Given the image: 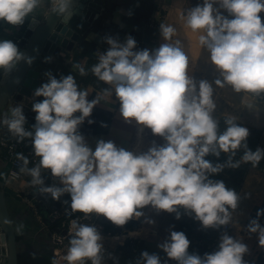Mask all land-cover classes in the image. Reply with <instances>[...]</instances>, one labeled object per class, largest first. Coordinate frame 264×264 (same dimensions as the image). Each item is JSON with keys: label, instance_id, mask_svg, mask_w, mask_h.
<instances>
[{"label": "clouds", "instance_id": "clouds-1", "mask_svg": "<svg viewBox=\"0 0 264 264\" xmlns=\"http://www.w3.org/2000/svg\"><path fill=\"white\" fill-rule=\"evenodd\" d=\"M40 3L41 0H0V21L23 25ZM49 11L67 22L74 15L73 0H50ZM261 13L264 0H203L187 11V27L203 33L199 43L209 51L211 63L221 77L214 81L215 85L227 84L237 92L264 93ZM159 31L164 43L151 51L136 50L131 36L124 42L105 38L109 47L106 52L96 53L97 63L91 72L109 87L94 99H88L89 93L79 87L73 75L57 78L49 71L44 74L46 82L33 93L34 98L43 99H34L32 104L36 114L32 130L25 128L22 104L13 107L0 124L18 142L31 140L39 163L29 168L28 158L17 154L23 162L20 171L31 177V185L54 200L67 194L72 213L83 214L84 220L103 217L122 227L144 216L141 210L150 206L158 212L174 213L177 220L183 210L204 229H220L230 223L241 196L222 180L210 177L225 167L238 168L240 161H233L237 150L243 148L242 160L255 165L264 159V149L251 150L248 128L233 120H226L225 130H219V121L212 115L216 107L213 85L207 80L197 84L188 75L189 59L182 42L173 41L174 26L162 23ZM50 60L45 58V62ZM22 61L31 65L33 59L12 40H0V70L10 73ZM76 67L80 75L86 74L84 68ZM113 94L125 122L134 121L150 129L165 143L137 155L101 139L93 150L79 128L86 120L94 123L89 119L93 109L103 97ZM221 153L230 154L224 163L213 164L206 159L210 155L219 158ZM42 169L50 171L59 186L46 185ZM262 216L264 209L249 221L247 231L256 234L259 246L264 248V226L259 223ZM143 222L155 224L149 218ZM22 228L21 224L17 231ZM72 228L63 257L67 264H103V237L98 228L79 219L72 221ZM158 247L175 264H246L244 257L249 251L245 243L227 232L221 234L218 249L203 256L190 254L185 233L174 230ZM138 264L162 261L158 254L145 251Z\"/></svg>", "mask_w": 264, "mask_h": 264}, {"label": "crops", "instance_id": "crops-1", "mask_svg": "<svg viewBox=\"0 0 264 264\" xmlns=\"http://www.w3.org/2000/svg\"><path fill=\"white\" fill-rule=\"evenodd\" d=\"M48 2L50 0H41L40 5L26 18L23 25L12 26L0 21V40H12L16 43L31 18L42 20L47 15L50 8ZM202 3L203 0H84L80 6L74 8V15L68 20L69 27L78 35L72 48L70 50H50L48 46L52 41H49L45 50L37 57L33 65V68L39 72L37 88L46 82L44 75L46 72H52L57 78L71 74L81 89L95 90L94 99L105 89L97 88L100 80L91 72L92 66L97 63L96 53L106 52L109 47L105 43V38L113 37L124 42L126 37L131 36L136 41V50L151 51L164 43L159 25L169 24L176 29L173 41L180 40L188 56L189 76L191 75L197 84L200 80H207L213 85L215 91L227 97L224 111L214 119L218 120L226 116L241 122L248 130L258 128L264 118L263 112L253 104L248 92H237L227 84L223 87L214 84V81L221 77L211 63L209 51L199 43V36L203 33L193 32L186 25L184 17L187 11ZM223 14L227 16L226 12ZM84 42L91 43L95 47L85 50L81 46ZM47 57L51 58L50 62H45ZM76 65L84 68L86 74L80 75ZM7 75L8 73L0 70V84ZM34 99L42 100L43 98H32L15 92L3 108L0 119L10 116L11 109L16 105L22 104L23 114L31 112ZM100 105L111 112V115H102L99 120L95 119L96 115H92L90 119L98 123L96 132L82 135L93 150H95L97 141L101 139L112 141L118 148H124L130 152L136 149L137 155L147 152L153 145L162 146L165 143L158 136L145 139L144 137L151 133V130L147 128H143L141 134L137 136L134 121L129 123L134 125L133 132L113 126V118L125 122L120 115V104L114 94L110 97H103ZM102 124L106 126L102 127ZM89 126L91 128L93 123ZM87 133H90V130ZM261 164L260 162L258 166L253 164L250 166L238 193L241 200L238 208L232 212L230 221L232 231L229 235L241 240L249 249L244 257L246 264H255L259 255L264 252V248L259 246L257 235L247 231L248 221L254 216L256 208L264 206V176L259 168ZM9 170L10 165L3 161L0 150V187L5 195L7 211L16 237L17 264H59L56 258L62 249L56 247L54 237L55 235L66 236L65 250L60 253L64 257L74 232L72 226L68 222L58 226H52L53 223L50 222L47 226L40 209L42 205L47 208L46 195L41 194L35 186L31 185V180L27 177L12 179L9 176ZM50 184L59 186V180L56 178L50 181ZM246 195L247 198H245ZM36 196L38 200L34 198ZM152 220L155 221L154 225H148L142 220L137 228L130 230L122 227L121 232L113 236L100 232L103 237L104 257L119 258L120 252L117 248L132 240L136 242L141 253L147 251L149 254H158L163 261L166 254L160 250L158 245L169 236V233L165 230V225L157 219ZM21 224L23 228L17 231ZM97 228L99 230L98 222ZM173 230L179 232L178 224ZM216 235V229L197 227L193 234L186 236L190 241L188 252L197 254L196 251L210 243ZM62 264H67V261ZM86 264H90V261ZM103 264L111 263L104 260Z\"/></svg>", "mask_w": 264, "mask_h": 264}, {"label": "water", "instance_id": "water-1", "mask_svg": "<svg viewBox=\"0 0 264 264\" xmlns=\"http://www.w3.org/2000/svg\"><path fill=\"white\" fill-rule=\"evenodd\" d=\"M84 0H73V7L80 6ZM35 20V23H33ZM64 28V29H63ZM69 30V31H68ZM68 32V33H67ZM61 36L69 35L70 44L63 46V49L70 50L73 42L78 39L68 25V21L56 15H47L39 20L31 18L25 31L22 33L16 44L22 53L33 59L31 65L21 62L13 69L0 84V114L15 92L34 97L33 93L38 86L39 72L33 68L37 57L45 50L49 40L54 34ZM52 41H54L52 39ZM7 221V223H6ZM0 264H17L16 237L7 211L5 195L0 187Z\"/></svg>", "mask_w": 264, "mask_h": 264}, {"label": "trees", "instance_id": "trees-1", "mask_svg": "<svg viewBox=\"0 0 264 264\" xmlns=\"http://www.w3.org/2000/svg\"><path fill=\"white\" fill-rule=\"evenodd\" d=\"M81 46L85 50L88 48H94L95 47L93 44L88 43V42H84ZM106 87L107 86L104 85L100 81L97 84V88H106ZM86 91L89 93L88 99L92 100L94 95H95V90L86 89ZM75 115H79V113H77ZM92 115H96L95 119L99 120V118L102 115H111V112H109L104 106H101L100 104H98L93 109ZM92 115H91V117H93ZM91 117H89V119ZM226 120H233L234 123L244 126L239 121H236V120L229 118V117H226V116H222L218 119L219 130L221 132L224 131L226 128V124H225ZM97 124H98L97 121H95L93 123V126L90 128L89 123L86 120L85 124L80 126L79 132L81 133V135L95 134ZM113 126L120 128V129L127 130L129 132H133V127H134L133 124L125 123L124 121H121V120L116 119V118H113ZM89 130H90V133H87ZM258 135H259V129H257V128L249 129V136L247 139V144H248V147L253 151H254L256 143L259 141ZM243 154H244V149L241 148V149L236 151V154L233 157L234 162L240 161V166L238 168L225 167L223 169V171H221L219 174L212 175L210 178L213 180H222L225 183L226 187L231 188V189H235V191L237 193H239V191L242 188V183H243L245 177L247 176L249 168L253 164L251 162H244L242 160ZM229 155L230 154L221 153L219 158H216L215 156L210 155V156L206 157V159L211 161L213 164L224 163L228 159ZM44 180H45V184L50 182V179L47 177H44ZM62 198L70 201V197L67 194L62 196ZM52 202H53V200L48 197V199L46 200V205H51ZM260 209H264V206L256 208V212L253 216V219H256L257 211ZM75 214L76 215H83L81 213H75ZM261 218H264V216L260 217L259 219H261ZM63 222L67 223L68 217L63 218V219H57L56 221L53 222L52 226L61 225ZM98 223H99V231L100 232H102L105 235L113 236L117 233H120L122 230V227L130 229V230L137 228L142 223V219L140 217L137 220H134V219L130 220L126 225H124L122 227L113 225L111 222L107 221L103 217H99ZM200 226H201L200 222L196 221L194 216L187 215L183 212V210H181V219H179V221H178V231L179 232H183V233H185L186 236H190L191 234L194 233L196 228L200 227ZM134 246H136V242L129 240L124 244V246L117 248V250L120 252L119 258L104 257V260L111 263V264H132L133 262H134V264H138L140 257H141V252L134 249ZM200 251H201V248L198 251H196L197 254H199ZM255 264H264V252L259 255Z\"/></svg>", "mask_w": 264, "mask_h": 264}, {"label": "built area", "instance_id": "built-area-1", "mask_svg": "<svg viewBox=\"0 0 264 264\" xmlns=\"http://www.w3.org/2000/svg\"><path fill=\"white\" fill-rule=\"evenodd\" d=\"M262 22H264V13L260 14ZM248 96L250 97L251 101L254 105H256L264 114V93H250L248 92ZM35 113L33 111L29 113H25L24 116L26 117V124L25 128L28 130H32V126L36 123L35 121ZM259 129L258 139L259 141L256 143L254 151L257 148L264 149V118L261 121V124L257 128ZM0 150L2 152V159L6 161L10 165L9 176L12 179H22L23 177H27L31 180V177L26 173H22L20 171L21 167L23 166V162L17 158V154L22 153L25 157L28 158L29 164L28 167H34L39 163V158L36 157L33 153L31 140L26 138L23 142H18L17 138L14 137L8 130V128L4 125H0ZM261 165L259 166L263 176H264V159H261ZM254 165V164H253ZM257 164H255L256 166ZM258 166V165H257ZM42 177H47L50 181L56 179L51 176L50 171L48 170H41ZM46 185H51L50 182L46 183ZM38 189L37 186H35ZM46 197L51 198L50 195L45 194ZM38 200L37 196L34 197ZM52 199V198H51ZM53 202L51 205H47V208H50V222L53 223L57 219H63L68 217V223L72 226V221L79 219L81 223L85 221L83 219V215H76L72 213L70 208V201L63 199L62 197L59 200L52 199ZM253 217L249 219L252 220ZM248 221V223H249ZM259 223L264 226V218L259 219ZM64 224V222L62 223ZM217 230L216 237L208 244L201 248L199 255L203 256L205 253H212L218 249V244L220 242L221 234L227 232L229 235L232 231V225L229 223L226 226H222L220 229ZM66 236H59L55 235L54 243L56 246L62 245L65 242ZM134 249L139 251L137 246H134ZM162 264H175L174 261L168 260L165 257L162 261Z\"/></svg>", "mask_w": 264, "mask_h": 264}, {"label": "rangeland", "instance_id": "rangeland-1", "mask_svg": "<svg viewBox=\"0 0 264 264\" xmlns=\"http://www.w3.org/2000/svg\"><path fill=\"white\" fill-rule=\"evenodd\" d=\"M48 5L50 6V2H48ZM52 39L54 41L49 42V43H51V45L48 46V49H50V50H54V49H62L63 50V48H62L63 46L66 47V46H68L70 44L69 35L68 36L67 35H65V36L62 35L61 36V34L58 33V35L54 36ZM190 77H191V75H190ZM226 100H227V97L221 96L220 93L215 91V90L213 91V101H214L215 106H216L214 112L212 113L213 118H215L217 115L221 114L224 111L223 108L226 106ZM149 130H148V132H149ZM154 137L155 136L152 133H148L147 136L144 137V138L145 139H153ZM132 152L134 154L137 153L136 149L133 150ZM45 199L47 200L48 197H46ZM40 209H41L42 214H43V216L45 218V222H46L45 224L47 226H49L51 209L50 208H44L43 205L41 206ZM141 211L144 212V216L141 217L143 221L146 218L157 219L159 222L162 223V225H165V230L168 233H170L171 230L175 229V227H176V225L178 224V221H179V220L176 219L174 213L173 214H169V213L162 212V211L158 212L157 210L151 208L150 206L142 209ZM98 219H99V217L93 216V217H90L88 220L83 221V223H91L93 225L96 224L95 226L97 227ZM64 243L62 245H59V246H56V247L57 248H61L62 251H64L65 250V247H64L65 244ZM62 251L60 253H62ZM60 253H58L59 256H57L58 258H56V262L59 263V264H62L65 261L63 259V254H60Z\"/></svg>", "mask_w": 264, "mask_h": 264}, {"label": "bare ground", "instance_id": "bare-ground-1", "mask_svg": "<svg viewBox=\"0 0 264 264\" xmlns=\"http://www.w3.org/2000/svg\"><path fill=\"white\" fill-rule=\"evenodd\" d=\"M64 29V28H63ZM69 31V30H68ZM68 33V32H67ZM58 34H54L53 36H52V38L54 37V36H57ZM49 41H52V39L51 40H49ZM143 131V127H141V126H138L137 124H136V129H135V133H136V135L138 136V135H140L141 134V132Z\"/></svg>", "mask_w": 264, "mask_h": 264}]
</instances>
